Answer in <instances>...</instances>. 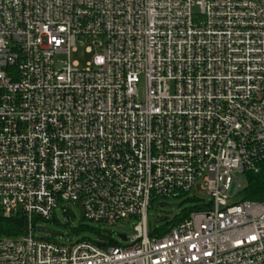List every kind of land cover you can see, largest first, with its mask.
I'll use <instances>...</instances> for the list:
<instances>
[{
  "label": "built area",
  "instance_id": "built-area-1",
  "mask_svg": "<svg viewBox=\"0 0 264 264\" xmlns=\"http://www.w3.org/2000/svg\"><path fill=\"white\" fill-rule=\"evenodd\" d=\"M263 164L264 0H0V211L28 221L0 264H264V201H234ZM192 191L210 201L150 230ZM66 203L134 228L36 237Z\"/></svg>",
  "mask_w": 264,
  "mask_h": 264
},
{
  "label": "rangeland",
  "instance_id": "rangeland-1",
  "mask_svg": "<svg viewBox=\"0 0 264 264\" xmlns=\"http://www.w3.org/2000/svg\"><path fill=\"white\" fill-rule=\"evenodd\" d=\"M71 59L72 61H78L83 66L89 60V56L86 55L84 51L80 50L78 53L73 54ZM67 60L68 58L66 55H60L57 57V61L60 65H64ZM139 88L140 96L143 98L144 91L142 83ZM235 180L240 185V189L246 187L247 181L245 175H235ZM240 193L241 192L235 197V202L242 199V194ZM195 195L206 201H210V197L205 193L192 191L188 196L181 199H169L153 203L147 213L150 230L160 229L165 224L167 218L180 214L183 208L191 205L190 202L185 201V198H192ZM63 206L68 208V216L63 217L62 206H60L56 211L55 221L38 222L37 226L40 227L41 230L37 229L35 232L36 237H49L58 242H65L67 239H70L71 242H76L83 238L97 240V233H102L108 236L110 240L119 242L120 234H129L134 228V220L128 221L124 229H121L119 227L120 225L109 227L100 223L82 220L83 211L79 205L66 203Z\"/></svg>",
  "mask_w": 264,
  "mask_h": 264
},
{
  "label": "trees",
  "instance_id": "trees-1",
  "mask_svg": "<svg viewBox=\"0 0 264 264\" xmlns=\"http://www.w3.org/2000/svg\"><path fill=\"white\" fill-rule=\"evenodd\" d=\"M247 185L242 189V200L252 201V202H263L264 201V164L261 167V170L258 174H247L245 175ZM191 203L190 206L185 207L181 210V213L175 215L174 218H167L165 220V224L157 230H160L159 235H164L168 229L182 221L185 217H187L192 211L200 210L202 207H198L195 203L196 199H188L186 200ZM36 222V219L34 220ZM28 227V221L22 213H17L14 215H5L0 211V240L6 237H18L23 235ZM156 230V229H155ZM153 232V231H152ZM155 233V232H154ZM153 233V234H154ZM152 234V235H153ZM97 237L103 236L104 238H108L105 234L97 233ZM111 245H115L116 243L110 240Z\"/></svg>",
  "mask_w": 264,
  "mask_h": 264
},
{
  "label": "water",
  "instance_id": "water-1",
  "mask_svg": "<svg viewBox=\"0 0 264 264\" xmlns=\"http://www.w3.org/2000/svg\"><path fill=\"white\" fill-rule=\"evenodd\" d=\"M74 204L77 205V203H74ZM63 217H66V214H65V213H63ZM82 220H83V218H82ZM119 238H120L122 241H125V240H126V235H124V234L119 235ZM100 246H102V245H100Z\"/></svg>",
  "mask_w": 264,
  "mask_h": 264
}]
</instances>
